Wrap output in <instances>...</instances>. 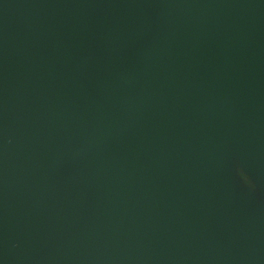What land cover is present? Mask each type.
Returning a JSON list of instances; mask_svg holds the SVG:
<instances>
[{
    "label": "water",
    "instance_id": "1",
    "mask_svg": "<svg viewBox=\"0 0 264 264\" xmlns=\"http://www.w3.org/2000/svg\"><path fill=\"white\" fill-rule=\"evenodd\" d=\"M0 264H264V0H0Z\"/></svg>",
    "mask_w": 264,
    "mask_h": 264
}]
</instances>
